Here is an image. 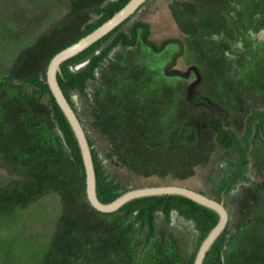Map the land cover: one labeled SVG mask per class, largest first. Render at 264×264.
<instances>
[{
    "label": "rangeland",
    "instance_id": "obj_1",
    "mask_svg": "<svg viewBox=\"0 0 264 264\" xmlns=\"http://www.w3.org/2000/svg\"><path fill=\"white\" fill-rule=\"evenodd\" d=\"M109 1L0 0V264H190L199 248L193 222L176 212L169 225L156 215L147 244L134 216L96 211L50 96L24 81L44 79L51 59ZM136 22L150 25L157 45L169 44L155 53L140 30L137 46L115 48L84 95L69 93L92 150L123 193L180 186L220 200L219 182L237 156L219 148L205 122L220 117L243 138L248 117L264 113V0H149L120 30L129 34ZM186 127L198 129L194 146L180 141ZM249 161L248 180L226 197L227 264H264L258 122Z\"/></svg>",
    "mask_w": 264,
    "mask_h": 264
},
{
    "label": "trees",
    "instance_id": "obj_2",
    "mask_svg": "<svg viewBox=\"0 0 264 264\" xmlns=\"http://www.w3.org/2000/svg\"><path fill=\"white\" fill-rule=\"evenodd\" d=\"M129 1L130 0H113L100 8H95L93 13L97 16V20L87 26L80 39L109 20ZM129 20L130 18L104 38L61 64V73L58 74V81L72 106L73 103L69 98V93L78 91L84 95L87 90L88 82L96 79L95 71L106 59H108L109 54L116 47L121 46L127 48L137 46L140 40V30H142V43L155 53L161 52L169 44V42H164L159 46L152 41L150 39V25L146 22H136L131 27L129 34L121 31L120 29L122 26ZM111 38H113L112 41L103 47V45L108 43ZM83 63L85 64L83 67L77 70L73 69V67ZM24 81L29 85L38 88L43 94H48L50 96L54 123L56 124L58 131L61 133L64 144L74 160L77 169L84 173L82 155L75 134L64 113L56 103L55 99L51 96L45 78L41 79V75L37 74ZM193 99L198 103L204 102V99L198 94H194ZM256 122L259 123L264 138L263 112H254L248 117L247 133L243 138H239L234 131L225 128L223 120L220 117H213L205 122V126L216 135V141L219 148L237 156L235 171L231 174H227V176L219 182L217 193L221 198L227 197L231 193L237 181L248 180L247 173L250 164L249 152L251 149L253 128ZM179 138L180 141L187 146H194L198 141V129L194 127H186L182 130ZM89 142L92 147L90 140ZM92 155L96 171L97 197L102 203H110L121 196L123 192L121 191L120 184L115 179L111 178L106 172L97 154L93 150ZM256 187L264 193V181L257 183ZM117 212H125L128 217L134 216L135 221L140 224L141 229L147 232V244H149L150 240L156 235L155 217L158 213L162 214L166 225L170 224V218L173 212H176L183 219L193 222L199 233V247L201 242L207 237L219 221V215L214 210L204 207L180 195H156L137 198L124 204ZM228 226L207 252L203 264H224L222 255L224 244L230 233ZM196 253L193 255L190 264H193Z\"/></svg>",
    "mask_w": 264,
    "mask_h": 264
},
{
    "label": "water",
    "instance_id": "obj_3",
    "mask_svg": "<svg viewBox=\"0 0 264 264\" xmlns=\"http://www.w3.org/2000/svg\"><path fill=\"white\" fill-rule=\"evenodd\" d=\"M147 1L148 0H130L120 11L114 14L97 29L57 53L48 64L45 80L49 86L51 96L55 99L56 103L64 113L79 144L86 179V197L89 204L96 211L103 214H109L117 212L124 204L137 198L156 195H180L204 207L214 210L219 215V221L207 237L201 242L193 261V264H203L207 252L228 226L230 217L225 203L226 197H222L220 200H215L203 193L185 187L159 186L124 192L114 201L106 204L102 203L97 197L96 171L89 138L75 108L70 104L58 81V74L61 73V64L63 62L83 52L111 33L114 29L131 18Z\"/></svg>",
    "mask_w": 264,
    "mask_h": 264
},
{
    "label": "crops",
    "instance_id": "obj_4",
    "mask_svg": "<svg viewBox=\"0 0 264 264\" xmlns=\"http://www.w3.org/2000/svg\"><path fill=\"white\" fill-rule=\"evenodd\" d=\"M117 48V47H116ZM132 74V73H131ZM109 80L110 81H113V76H110V78H109ZM105 87V86H104ZM224 250V249H223ZM222 257H223V263L224 264H227V257H225V255H224V251H223V255H222Z\"/></svg>",
    "mask_w": 264,
    "mask_h": 264
},
{
    "label": "clouds",
    "instance_id": "obj_5",
    "mask_svg": "<svg viewBox=\"0 0 264 264\" xmlns=\"http://www.w3.org/2000/svg\"><path fill=\"white\" fill-rule=\"evenodd\" d=\"M213 38H214V39H217V37H215V36H214Z\"/></svg>",
    "mask_w": 264,
    "mask_h": 264
},
{
    "label": "flooded vegetation",
    "instance_id": "obj_6",
    "mask_svg": "<svg viewBox=\"0 0 264 264\" xmlns=\"http://www.w3.org/2000/svg\"><path fill=\"white\" fill-rule=\"evenodd\" d=\"M257 188V187H256ZM258 189V188H257ZM259 190V189H258ZM260 191V190H259ZM227 207V206H226ZM229 217H230V215H229Z\"/></svg>",
    "mask_w": 264,
    "mask_h": 264
}]
</instances>
